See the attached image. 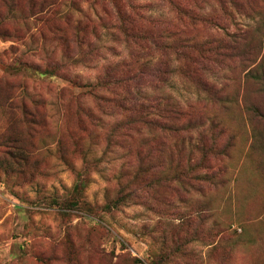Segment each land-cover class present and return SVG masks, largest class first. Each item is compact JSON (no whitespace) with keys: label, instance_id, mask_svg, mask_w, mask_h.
I'll return each mask as SVG.
<instances>
[{"label":"rangeland","instance_id":"obj_1","mask_svg":"<svg viewBox=\"0 0 264 264\" xmlns=\"http://www.w3.org/2000/svg\"><path fill=\"white\" fill-rule=\"evenodd\" d=\"M121 8L145 38L123 32L110 0H0V264H264V117L250 109L264 114V91L249 76L264 65V0ZM107 69L140 74L131 89L146 104L161 98L156 115L172 129L129 124L132 104L102 103L66 79ZM112 85L107 97L128 95ZM84 170L86 204L71 206ZM143 185L104 210L107 191Z\"/></svg>","mask_w":264,"mask_h":264},{"label":"trees","instance_id":"obj_2","mask_svg":"<svg viewBox=\"0 0 264 264\" xmlns=\"http://www.w3.org/2000/svg\"><path fill=\"white\" fill-rule=\"evenodd\" d=\"M112 2H114V4L116 5V9L119 15V18L121 20V28L123 29V32L130 37H135L133 38L136 42L139 40H142L143 38H145V34H134L132 33V31L130 30V28L127 26L126 24V20L130 19V16L126 14V12L123 10V8H121V0H110ZM133 9H135V7H133ZM127 16V17H126ZM4 22L3 18H0V27H2V24ZM2 33V30H0V34ZM79 45L83 48V45H87L88 47H90L91 45L88 43H85V41L80 40L79 41ZM171 44H167L168 47H170ZM203 47V46H201ZM198 49H202V48ZM87 53H89V51H81L78 52V55L80 57H82V60L85 59V56L87 55ZM18 65L17 70L18 71H22V72H28L30 74H34L37 76H55L57 73V68L58 65H53V66H46V67H42V66H36V65H30V64H26L24 62L18 61L16 63ZM123 65V64H122ZM115 66H120L119 64L115 65ZM264 65L260 62L258 65H256L254 68H251L249 71V76L252 79H255V81L260 84L262 86L261 90L264 91V71H263ZM115 70V69H114ZM112 70L107 69L106 72L100 76L97 77L96 81H84V80H80V79H76V78H66L68 79L71 83H73L74 85L78 86V87H87L85 89L86 93H89L91 95H94L100 102L104 103V102H109L111 101L114 104H119L122 107H125L128 103L132 104V106H130L129 109H131V111H134V116H136V118H134L135 120L133 121H129L128 123H135L138 124L139 122L144 123L145 125H150L153 127H165L167 130L172 129V124H170L169 120L168 121H161L159 119V117H157L156 114H158L159 112H162V108H161V98L158 99V97H153L148 95L150 98H148V102L149 103H145V100H142L141 97V92H137V91H133L131 89V84L135 83V81H139V78H141L140 74H136L134 73V75L132 76L131 74H126V75H116L111 73ZM120 77H123L124 79H120ZM126 81H129V83L126 84ZM132 81V82H131ZM112 83H117V86H122L123 87H127L128 90V95H126V93L124 92V97L122 95V99L121 98H110L107 97L106 93H109V91H113L114 89V85H112ZM122 83V84H121ZM200 87H202V83L200 82ZM138 87V86H135ZM209 83H204L203 82V90L204 91H209L208 90ZM121 99V100H120ZM158 99V100H157ZM78 108L81 112H83L85 115H87L88 117H91L93 115V112L88 109L86 106H84L80 100V96H78ZM35 103H39L37 99H35ZM23 109L27 111V108L25 106V104L22 105ZM247 109L249 110V108L247 107ZM251 111L255 110V112L258 114L259 117L263 118L264 114L256 107V106H251ZM33 114V113H31ZM156 115V116H155ZM160 122H163L160 124ZM120 127V124H117L115 130L117 131V129ZM255 138L258 139V135L256 132H254V140H256ZM214 152L213 150H207V152ZM67 161V160H66ZM86 163H89V160L85 161ZM69 163V162H68ZM203 165H205V161L203 163ZM207 168H209V165L205 166V169L207 170ZM264 170V166L262 168ZM85 171V170H84ZM83 173V172H82ZM81 172L78 174L79 177L77 178L76 182L73 183V185L71 186V188L69 189V191L67 192V196H66V200L68 202V204H70L71 206H79L81 204H86V202L84 201V189L88 186V181H89V174L86 173V171L82 174ZM82 174V175H81ZM153 175V174H152ZM135 178H139V174L136 173L134 175ZM197 177H201L204 179H208L209 176V172L206 171V173L204 174H198ZM144 189V185L140 186L139 188H135L131 191H126V187L125 186H121L120 189L118 190V192L114 195V196H110V194L108 193V191L106 192V196H105V202H104V210L105 211H111L114 209H119L121 206H123L124 204H126L130 199L134 198V197H138L139 194V190L142 191ZM110 197V198H109Z\"/></svg>","mask_w":264,"mask_h":264}]
</instances>
